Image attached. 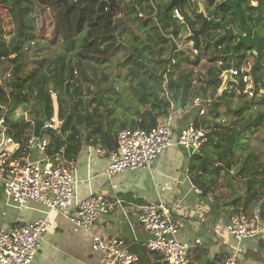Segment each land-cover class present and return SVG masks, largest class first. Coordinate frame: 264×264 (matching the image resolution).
<instances>
[{
	"label": "trees",
	"instance_id": "1",
	"mask_svg": "<svg viewBox=\"0 0 264 264\" xmlns=\"http://www.w3.org/2000/svg\"><path fill=\"white\" fill-rule=\"evenodd\" d=\"M72 1L0 0V74L3 67L11 68L6 79L3 80V84H0V112L2 113L7 108L8 113L2 114L5 115L9 127L8 133L21 145L18 155L23 152L33 124L32 122H21L23 118L14 120L12 115L19 107L28 108L34 98L45 100L46 108L42 117L49 118L53 115L54 108L49 93L59 94L58 105L62 107V110L59 111V117L63 122V133L67 132V141L71 143L70 149L78 154L83 141L93 145L102 144V147L110 152L117 149V137L121 131L142 129L149 132L157 128L160 125V118L169 116L168 104L163 97L161 98L165 89L173 97L172 100L180 102L182 107L186 106L192 94V72L187 73V71L178 78H175L174 72L170 73L167 86L164 88L165 85L150 76L135 59H126V65L129 67L128 77L132 78L131 80H139L141 89L140 92H136L134 86L131 87L134 91V98L130 101L131 104L133 103L131 109L129 104L121 100L124 93L122 94L112 87L98 91L85 87L84 80L90 81L88 73L85 69L80 68V72L76 70L72 59L48 60L45 52L52 43L47 44L48 35H45L46 32H51V37H53L51 42L54 41V44L65 34V51L70 54L77 49L76 38L81 33L85 34V44L89 48L98 50L104 44L113 42L118 44L115 33L119 31V26L116 25L115 18L122 12V4L127 5L130 17L137 14V8L132 6L133 3L130 0H78L71 6L70 2L72 3ZM76 13L79 16L72 23V16ZM7 21L8 25L6 24ZM150 22V19H147L142 23L143 27H148ZM7 27L12 28L8 33ZM122 27L121 31L126 33V26L122 25ZM7 35L10 36L9 41H7ZM174 35H178L177 30L174 31ZM149 38L147 40L150 42ZM133 39L132 43L140 41L137 36H133ZM157 40L154 41L156 45L161 40L164 41L162 38ZM130 41L131 39L128 40V46L132 44ZM119 42L121 43V41ZM33 44L38 51H36L35 56H31L29 52ZM120 46L122 47V45ZM160 54L162 53L160 52ZM141 60L147 63L154 72H157L154 68L155 64H158L157 59ZM199 62L198 59L191 64L197 67ZM77 65L81 67L82 63L78 62ZM221 74L220 70L209 69L205 78H201V85L205 90L209 89L216 92L222 87ZM104 79L110 81L108 75H104ZM98 83L95 82L96 85ZM262 83L261 87L259 85L256 87V93H259L260 89H264V82L262 81ZM222 95L235 96L231 89H227ZM86 99H90L92 116L85 124L87 132L82 133L71 125L70 122L73 118L70 114L72 106L76 112H84ZM141 105H143L142 107L149 105L150 109L141 111L139 108ZM204 105L208 108V115H219L221 107L219 102L205 100L203 106L198 107L200 110L198 113L206 108ZM123 108L131 112L136 111L137 120L132 121L131 125L127 123L117 125L119 118L117 112ZM122 113L124 112L122 111ZM203 117L197 119L192 125L196 128H205L209 134V142L203 147V149L207 148L206 154L193 156L192 170L200 172L195 173L193 178L203 193L209 194L218 188L223 172L225 174L233 172V178L241 179L248 171L256 168V172L261 175L260 179L264 184V151H261L264 146V136L256 137L259 127H264V114L247 125L248 129L254 128V131H257L254 136L259 142L253 148L250 145L240 144V131L237 130L235 131L237 142L227 146L223 139L229 135H223L219 126L212 129L210 121L206 118L208 116L204 117L205 119ZM52 139H55L54 135H52ZM56 140L61 141L60 139ZM239 151H243L246 156L244 165L238 161L237 153ZM196 161H198L197 164H195ZM238 169H240L239 172ZM246 187L248 204L262 197L259 190L249 182H246ZM262 203L264 205V199ZM236 212L239 214L240 211L237 210Z\"/></svg>",
	"mask_w": 264,
	"mask_h": 264
},
{
	"label": "crops",
	"instance_id": "2",
	"mask_svg": "<svg viewBox=\"0 0 264 264\" xmlns=\"http://www.w3.org/2000/svg\"><path fill=\"white\" fill-rule=\"evenodd\" d=\"M130 1L133 3L132 6L137 8V14L133 16L139 19V21H142L141 25L147 19L151 21L148 27L142 29L146 32V35L140 32L137 35L140 41L148 43L147 46L151 47L152 45L160 50L163 46L161 38L163 40H165V38H173L176 44H179L181 39L187 35L180 32V29L177 30L178 35H174V29L169 28V32L165 35L160 30L161 33L160 35L157 34V39L158 41L161 40V42H159V44H161H157L159 45L157 46L154 43L156 39L151 35V31L153 34H155V32L150 26L152 23L158 25L161 20H164L163 17L170 20L166 14L170 8L168 11L165 9L170 1ZM127 3L129 4V1ZM129 7H131V5H129ZM122 8L121 18L127 17V20H122L120 22L119 25H121V28L119 27V31L121 32V29H123L122 25H124L127 31H129V34L132 30L131 25L133 16H129L126 4H122ZM140 14H142L143 17H140ZM152 18H154V21ZM171 18L174 19L173 14H171ZM128 22L129 24H127ZM161 26L162 23L157 27L159 28ZM134 30L139 29L136 28ZM131 32H133V30ZM148 37H153V41L151 42L150 40L149 42L147 40ZM127 41L125 43L121 42L120 44L128 53L125 47V45L128 46ZM190 41H192V38ZM138 42L139 41L135 42L134 45ZM193 44L195 45L194 42ZM165 45L166 44H164V46ZM128 47L130 48V46ZM153 52L155 51L153 50ZM182 53L177 52V56H180ZM183 54H185V52ZM195 56L197 55H193L192 59L188 60L189 63L186 65L189 66V68H192L194 66L192 64L199 59ZM199 60L198 66L203 63L210 64L214 62L212 61L213 59L209 58ZM161 66L163 65H160V67ZM198 66L196 67V71L199 69ZM211 68L212 67L209 66L206 71H202V74H197V76H200L199 78L201 79V76L203 74L205 75ZM173 69L170 70L166 76V81L163 83L165 86H167L170 73L175 72L177 69L184 72L177 64H175V68ZM162 70L163 68H160L157 73H160ZM221 80L224 81L222 75ZM165 93H167V99L168 92L166 89L164 94ZM218 94L221 96L223 92H219ZM197 98L203 101L201 105L203 106L205 99L198 96L188 102L185 107H182L180 102L178 105L175 104L176 111L172 113V131L174 137L180 135L184 129L194 125V122L200 117L202 119L203 114H205L204 117L208 116L209 111L206 106V108L202 109V112L198 113L200 110L194 104V100ZM125 103L129 104V108H131L133 104L129 101ZM139 108L141 111H146L150 109V106ZM119 111H121V113L118 118V126L123 123L131 125L132 121L137 120L136 111L131 112L125 110V108ZM122 111L124 113H122ZM204 117L203 119H205ZM206 118L210 121L209 117ZM166 120L167 118L161 117L160 124L164 123ZM46 136L48 135H43V137ZM83 137H85V135H83ZM60 140L61 141H57L56 138L51 139L49 152L52 155L59 151L62 152L68 162L74 166L79 180L78 198L84 199L91 195L99 194L114 200L118 199L122 201V207L117 208L109 216L104 217L92 228V232L100 234L107 239H123L130 246V250L139 257L141 264L144 263L139 251L145 249L148 236L138 225L137 216L143 205L155 202H162L168 208L172 209L171 217L173 221L178 224L179 239L183 243L195 245L196 241H200V245H198L190 255L189 264H199L202 257L208 258L207 264H220L227 256L235 252H239L242 264H264V234L247 239L242 243H237L228 231V226L232 218L238 214V212H236L237 210L252 214L264 199L263 192L261 193L262 197L248 204V196L243 195V190L240 194L233 192L231 187L232 183L238 182L242 184L243 182L241 181L242 178H233V172H230V174H225L223 172L218 188L211 191L209 194H204L203 190L193 178L195 173H200L192 170L194 155H190L180 146H174L162 153L155 163V170L153 172L126 171L109 177L106 172L109 167L108 154L111 151L109 152L103 148L102 144L93 145L92 143L83 141L79 153L76 154L70 149L71 143L67 141V136H64L63 139ZM99 152L105 153L106 156L101 157ZM206 152L207 148L201 150L197 154L204 155ZM38 157L39 155L36 153L31 155V158L35 160ZM197 163L198 161L195 162V164ZM226 179H228V185ZM256 183L260 184L262 182L256 181ZM228 186H230V189L227 188ZM41 219H47L49 221L48 230L31 264L98 263L99 257L91 250V235L89 233L77 229L71 221L61 215L49 213L47 209L37 203L32 202L20 207L8 204L5 195L3 193L0 194V231L12 229L20 223L33 222ZM156 261L157 260L150 261V263L157 264Z\"/></svg>",
	"mask_w": 264,
	"mask_h": 264
},
{
	"label": "built area",
	"instance_id": "3",
	"mask_svg": "<svg viewBox=\"0 0 264 264\" xmlns=\"http://www.w3.org/2000/svg\"><path fill=\"white\" fill-rule=\"evenodd\" d=\"M172 14L176 22L185 21L180 8L173 9ZM140 17L143 15L140 14ZM190 39L191 35L187 34L177 43L178 53H184L192 46L194 55L199 54ZM232 77L234 84L239 87L240 96L259 99L264 94V91L261 94L255 92L254 82L247 69L241 70L238 67L232 71ZM234 84H231V89ZM166 101L170 116L157 128L149 132L127 129L119 133L117 149L108 154L109 167L106 174L109 177L126 171L153 172L156 161L168 148L180 146L193 156L208 144L207 131L194 126L174 137L172 113L176 111V105L169 96ZM202 103L200 98L194 100L196 107ZM40 121L43 122L40 136L35 137L34 130L31 131L23 152L18 155L21 145L8 133L5 115L0 112V194L5 195L8 204L20 207L37 203L49 213L59 214L71 221L77 229L89 233L91 250L99 257L97 264H141L139 257L123 239H107L92 232V228L104 217L122 207V201L99 194L78 198L79 180L74 166L62 152L54 155L49 153L51 135L54 134L56 139L64 137L59 111H53L51 117ZM32 124L35 126L33 121ZM43 130L47 131L48 136L43 137ZM34 153L40 155L36 160L31 158ZM99 155L106 156L103 152H99ZM171 213L172 209L162 202L149 203L140 208L137 223L148 236L145 248L149 253L159 256L157 264H189L190 255L200 245V241H196L195 245L183 243L179 239L178 224L173 221ZM48 225L47 219H41L1 230L0 264H31L45 239ZM228 231L237 243L264 234L263 203L252 214L239 212L232 218ZM220 264H242L239 252L230 254Z\"/></svg>",
	"mask_w": 264,
	"mask_h": 264
},
{
	"label": "rangeland",
	"instance_id": "4",
	"mask_svg": "<svg viewBox=\"0 0 264 264\" xmlns=\"http://www.w3.org/2000/svg\"><path fill=\"white\" fill-rule=\"evenodd\" d=\"M77 1L78 0H73L72 3L70 2V5L73 6L74 5L73 3H76ZM202 1L205 3V0H202ZM196 8L199 9V5L198 6L196 5ZM182 9L185 13L186 20L188 19V21L190 23H194V28H197L198 27L197 25L199 24L200 19L192 17L193 14H192V8H190V4L188 2L184 3L182 5ZM78 16H79L78 13H76V14H74V16H72V23H74V21L77 20ZM135 16L132 17L131 28H132L133 32H131V34L130 33L128 34L129 31H126V33H123V31H121V32L118 31L117 33H115L118 44L117 43L115 44V42H113L111 44H107V45L104 44L101 47H99L98 50L96 48H89L87 46V44H85V34L81 33L76 38L77 49L75 51H73V53L70 54V53L65 51V47H66V45H65V41H66L65 34H63V38H60V40L54 44V41L51 42V40L53 39V37H51V32H46L45 35H48L47 36L48 37L47 38L48 39L47 44H50V43H52V44L46 50L45 56L48 58V60H55V61H59L62 59H72V62L76 67V70H78L80 72V68H81V69H85L88 73L90 81L84 80V86L85 87H89L91 90H94V91H98L100 89H106V88L112 87V89L114 88L117 91L121 92L122 94L124 93L123 97L121 98L122 102H126V101L130 102V101H132L131 99L134 98V91L131 89V87L134 86L133 88L136 89V92H140L141 89L139 86V80H137V81L131 80L132 78L128 77L129 70H127V65H124V60L126 57V53H125L126 50L123 49L121 46L119 47V45H121V44H119L120 43L119 41H121L122 43H125L128 39L132 38L130 41V44H131L134 40L133 36H137L139 32L141 34L146 35V32H144L142 30V29H144L143 25H141L142 21H139V19H136ZM122 20H127V17L121 18V13L116 15L115 23L117 24V26L120 24V22ZM161 23H162V26L157 28V26L161 25ZM6 24L8 25V21L6 22ZM127 24H129V22ZM177 24H180V23L176 22L171 17H170V20H168L166 18L164 20H161L158 25L152 23L150 28L155 32V34H153V32L151 31V33H152L151 35L154 36V38L157 40V34L160 35V33L162 31V33L165 35L169 32V28L170 29L177 28L178 27ZM119 27H120V25H119ZM136 28L139 30H134ZM11 30H12V28L11 29L9 27L6 28L7 33ZM149 39L151 40V42L153 41V37H150ZM9 40H10V36L7 35V41H9ZM127 43H128V41H127ZM144 43L146 46L148 45V43H146V42H144ZM164 44H166V45L164 46ZM197 44H198V47L200 49V56L201 57H205V56L208 57L209 55L213 56L212 59H214V63H210V64L209 63H203L202 65L198 66L199 69L197 71H196L195 66H193L192 68H189V66H187L186 64L189 63L188 60L192 59V56L194 55V53L192 52V46H189L187 48L185 54L182 53L180 56L176 57V62H177L178 67L184 72H181L178 69L175 70V72H174V73H176L175 78H178L179 76L186 73L187 71H188L187 73L192 72V81H193L192 82V94L189 97V102L198 96V97L205 99L206 101L213 100V101H217L221 104V107L219 110V115L218 116L217 115H212V116L208 115V117H209L212 129H215L216 126H219L221 128L220 131L222 130V132H223V135L224 134L229 135L228 137L223 139L224 143L227 146H230L233 143L237 142L236 134H235L236 133L235 131L237 130V131H240V136H241L240 144H243L244 146L250 145L252 148L255 147V145L258 144V142H259V141H257L256 137L259 135L264 136V127L260 126L258 133H257V131H254V128L248 129L247 125L249 123L253 122L258 116L264 114V99L261 98V99L256 100V99H249L245 96H243V97L240 96L239 87L237 84H234V83H232V84H234V85H232L234 87L231 89V85H230L228 87V90L230 88L234 92L235 96H223V95L220 96L218 93L220 92L221 88L219 90H217L216 92H213V90H209V89L205 90V88L201 85V79L199 78L200 76L198 77L197 74H202V71H206L209 66L212 68H216L217 70H220L221 73L226 72V71H231L230 68L232 69L233 64H232V66H230V64H225V63H224L225 66L220 65L219 62L223 61V57H225V54H223L220 51L216 55L211 54L210 51H208L207 48L203 45L202 40H199ZM111 45H112V47L110 48ZM159 45H157V46H159ZM162 45L163 46L161 47L160 51L163 54V57L165 58L169 52V44L166 43V41L164 40L162 42ZM131 46H134V44L132 43ZM139 47L143 48L144 45L142 44ZM144 49L145 48H143V50ZM36 51L37 50L33 44L30 47V51H29L30 55L35 56ZM98 51L104 52V53H100ZM108 57H109V59H108ZM195 57H199V56H195ZM240 59L241 60L239 62L238 67H239V69L243 70V69L247 68V65L245 62H242L243 61L242 58H240ZM99 60L103 61V62L101 63ZM78 62L82 63L81 67H79L77 65ZM157 62H159V61L157 60ZM215 62H216V65H215ZM212 64H214V65H212ZM160 65L161 64L159 63L156 65V67L154 66L156 71L160 70ZM173 68H175V65H172L170 67L171 70ZM10 71H11V68H7V67H3L1 69L0 84H3V80L6 79V76L8 75V73ZM104 75H108L110 77V81L105 80ZM201 77L205 78V75L203 74ZM207 77H208V75H207ZM94 81L99 82L98 85H96ZM259 84L262 85L263 83L260 81ZM164 88H166V86ZM56 94L57 93H55V92L49 93L51 100L53 101V107H54L53 111L54 112L55 111L58 112V111L62 110V107L61 106L59 107V105H58V100L60 101V99H58L59 94L58 95H56ZM166 95H167V93H165L164 95H163V93L161 94V98L163 97L165 99V101H166ZM168 96L171 99L173 98L170 93H168ZM257 101H258V103H257ZM178 103H179L178 101L175 102L176 105H178ZM142 106L143 105H141L139 107H142ZM45 108H46V106H45V100L44 99L34 98V100H32L31 105L28 108L19 107L17 110H15L13 112L12 117L15 118V120H19V119L23 118V120L21 122L31 123L34 118H39L38 120L43 119L42 116H43V113L45 111ZM64 108H66V107H64ZM68 108H69V105H68ZM6 112H7V108H5V110L2 113L6 114ZM120 113H121V111H119L117 113V115L119 116ZM40 117H42V118H40ZM71 118H73V120H71V122H70L72 126H75L82 133L87 132V127L85 124L82 126H77L76 119L72 116H71ZM59 119H60V117H59ZM60 126H62V125H59V127ZM32 129H33V125H32ZM32 129H31V131H32ZM67 131L69 132L68 129H67ZM62 132H63V126H62ZM33 133H34V131H33ZM66 133H63V136L66 137L67 136ZM256 133H257V135L255 137L254 135ZM45 134L47 135V131L43 130L42 135H45ZM52 135H54V134H52ZM261 151H264V146L261 148ZM237 157H238L239 163L244 165L245 159H246L244 152L239 151L237 153ZM260 176L261 175L256 172V168H253L246 173L244 178L241 179V181H243L242 184L241 183L239 184L238 182L237 183L233 182L232 185L231 184H229V185H231L233 192L240 194V192L243 190V195L248 196L246 182H249L254 187H256L259 190V193L261 194L264 192V184L263 183L262 184L256 183V180H258L259 182L261 181ZM262 177H263V175H262ZM226 180H227L226 183L228 185V179H226ZM263 182H264V180H263ZM229 187L230 186H228L227 188L230 189ZM139 254L142 256L144 264H146V263L151 264L150 261H155V260L158 261L159 260V256L157 254L149 253L146 248L142 251H139ZM207 263H208V258L202 257L200 259L199 264H207Z\"/></svg>",
	"mask_w": 264,
	"mask_h": 264
},
{
	"label": "water",
	"instance_id": "5",
	"mask_svg": "<svg viewBox=\"0 0 264 264\" xmlns=\"http://www.w3.org/2000/svg\"><path fill=\"white\" fill-rule=\"evenodd\" d=\"M170 1V9L174 8H180V6L186 2L190 4V8H192V17L198 18L202 20L201 27L198 31L194 29V23H190L189 21L186 22V25L189 29V31L192 33V39L197 40V38L202 37L204 35V29L206 28L207 25H211L210 29L208 30L209 34L214 35L223 33L218 39H216L213 43H210L209 41L207 42V45L210 44L215 48V46L220 43L224 42L226 40L233 41L236 39V43L234 45L230 46V51L231 55H229V59L232 60V70L231 71H226L223 73L222 77L224 78V82L221 88V92H224L229 84L235 83L234 78L232 77V71L236 70L238 68V57H237V51L243 50V51H255L257 55V62L256 64L251 68L250 70V75L252 77V80L254 81V84L256 85V76H255V71L257 69L261 68L262 64V52L264 50V45H262V41L264 39L260 38L258 35L257 30H252L248 26L244 24L243 17L239 11V3L241 1H246V2H257L259 5L258 0H206V5L203 6L200 4V11L194 7V1L193 0H169ZM226 10L228 12H232L238 17L239 20V31L235 32L233 27H226L223 25L220 21H216L214 18H208L205 15V12H217V13H222L226 14ZM255 12L258 14L257 17H253L254 25L262 19V14L259 9L253 8ZM167 14V13H166ZM154 21V18H152ZM215 27V28H214ZM218 27V30L216 29ZM158 28V27H157ZM164 37V36H163ZM166 42L169 44L170 50H169V57L168 58H162L160 55V52L158 49L153 47L151 45V48L155 51V54L157 56V60L161 65H163V70L160 73L154 72L150 66L145 63L144 61L140 60L138 56L134 55L131 49L125 45V47L128 50L129 53V58L133 57L144 69L148 74L161 83H164L166 81V76L170 72V67L174 65V56L176 52L178 51V46L173 38H165ZM71 116L76 119V124L77 126H82L88 122V120L92 116V111L90 107V99H86L84 103V112L79 113L76 112L74 107H71ZM34 123V136L39 137L40 132L43 128V122L40 120H37L36 118L33 119ZM240 169H238L239 172ZM167 264V263H166Z\"/></svg>",
	"mask_w": 264,
	"mask_h": 264
},
{
	"label": "flooded vegetation",
	"instance_id": "6",
	"mask_svg": "<svg viewBox=\"0 0 264 264\" xmlns=\"http://www.w3.org/2000/svg\"><path fill=\"white\" fill-rule=\"evenodd\" d=\"M258 1H259V5H258L257 2L241 1L239 3V11H240V13H241V15L243 17L244 24L246 26H248L249 28H251L252 30H257L259 37L264 39V0H258ZM200 4L205 6L206 5V0H205V3L202 0H198V2H194V7H196V5L197 6L199 5V7H200ZM182 5L180 6V9L182 10V12L184 14L185 21L183 23L177 24L178 27L175 28L174 30L183 29L182 33L183 34H190L191 38H192V33L189 31V29H188V27L186 25V22H188V19L186 20V16H185V13H184V11L182 9ZM169 6H170V3L165 8L166 11L169 10ZM257 7H259L263 17H262L261 20H259L256 23V25H254L255 23H254V21L252 19H253V17H257L258 14L255 12V10H253V8H257ZM198 10L200 11V8ZM172 11H173V9H170L168 11V13H167V16H168L169 19L171 17ZM205 15L208 18H214L216 21H220L226 27H233L235 32L239 31V20H238V17L235 14H233L232 12H228V10H226V14L217 13V12H213L212 13V12L208 11V12H205ZM201 24H202V20H200L199 24L197 25L198 27L194 28V29L196 31H198L200 29V27H201ZM210 26L211 25H207L206 26V28L204 29V35L202 37L197 38V40L192 39V41L195 43L194 46L199 51V54L197 55V56H199L198 58L199 59H208V58L212 59L213 58V56H210V55L208 57L207 56H205V57H201L200 56V49H199L197 43H198L199 40H202L203 45L207 48L208 51H210L211 54L216 55L219 51L222 52L223 54H225V57H223V61L219 62L220 65L225 66L224 65V63H225V64H230V66H232L233 62H232V60H230L228 58L229 55H231L230 46L234 45L237 40L234 39L233 41L226 40L224 42H220V43H218L215 46V48H213V46H211L210 44L207 45L206 41H209L210 43H213L216 39H218L223 34V33H219V34L215 33L214 35L209 34L208 30L210 29ZM216 29L218 30V27H216ZM142 44L144 45V47H143V48H145L144 50H143L142 47H139ZM261 44L264 45V40L262 41ZM130 48H131V51L133 52V54L138 56L139 59H158L156 54L152 53L153 49L151 47H149V46H146L144 41H139L134 46H130ZM169 50H170V47H169ZM125 53H126V57H125V60H124V65H126V59L127 60L128 59H134L133 57L129 58V55H128L127 51ZM161 57L164 58L163 54H161ZM168 57H169V54L165 58H168ZM176 57H177V52H176V54L174 56V62H175L174 65L177 64V62L175 60ZM237 57H238V66H239V62L241 60L240 58H242V60H243L242 62H245L246 65H247V68H245V69H247L249 72H250L251 68L257 62V55H256L255 51L249 52V51L240 50V51H237ZM261 59H262L261 68L257 69L255 71V76H256V81L257 82H260V81L264 82V50L262 52V58ZM215 65H216V62H215ZM160 68L162 69L163 66H161ZM128 69H129V67L127 66V70ZM230 70H232V69L230 68ZM222 85H223V81H222Z\"/></svg>",
	"mask_w": 264,
	"mask_h": 264
},
{
	"label": "clouds",
	"instance_id": "7",
	"mask_svg": "<svg viewBox=\"0 0 264 264\" xmlns=\"http://www.w3.org/2000/svg\"><path fill=\"white\" fill-rule=\"evenodd\" d=\"M197 2H198V1H197ZM174 9H175V8H174ZM222 75H223V73H222ZM223 82H224V81H223ZM253 82H254V81H253ZM230 85H231V84H229V86H230ZM254 85H255V84H254ZM258 85H259L260 87L262 86V85H260L259 83H256V85H255V92H256V87H257ZM229 86H228V87H229ZM228 87H227V89H228ZM221 88H222V87H221ZM227 89H226V90H227ZM226 90H225V91H226ZM225 91H224V92H225ZM261 91H264V89H260V92L257 93V94H261ZM220 92H221V90H220ZM224 92H223V93H224ZM263 97H264V94H263L259 99H261V98H263ZM256 100H258V99H256Z\"/></svg>",
	"mask_w": 264,
	"mask_h": 264
}]
</instances>
